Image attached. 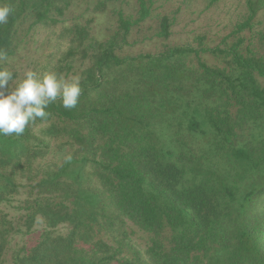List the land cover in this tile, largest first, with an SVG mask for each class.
I'll list each match as a JSON object with an SVG mask.
<instances>
[{
	"label": "trees",
	"instance_id": "16d2710c",
	"mask_svg": "<svg viewBox=\"0 0 264 264\" xmlns=\"http://www.w3.org/2000/svg\"><path fill=\"white\" fill-rule=\"evenodd\" d=\"M74 1L3 0L0 49L15 55ZM135 1L104 39L90 37L93 18L62 25L47 72L81 77L77 106L57 100L22 135L0 136V264L8 250L14 264H264V0H240L215 45L198 34L197 46L131 54L159 0ZM195 1L161 14L155 35L168 39Z\"/></svg>",
	"mask_w": 264,
	"mask_h": 264
},
{
	"label": "rangeland",
	"instance_id": "374dc122",
	"mask_svg": "<svg viewBox=\"0 0 264 264\" xmlns=\"http://www.w3.org/2000/svg\"><path fill=\"white\" fill-rule=\"evenodd\" d=\"M181 0L156 1L152 7L151 16L147 18L140 27L133 28L130 36V45L125 47L126 53L135 54L138 52H157L163 44L172 45L192 44L197 46L195 37L202 34L205 37L206 45H215L220 42L221 38L229 32L232 24V13L240 0H218L210 8H205L207 0H197L192 7L182 8L178 14L173 26L171 27L172 35L164 40L155 35L158 29L157 20L161 14L170 13V11L180 3ZM97 0H75L66 11L65 16L61 18L62 22L54 28L37 26L31 32L30 38L26 37L18 45L15 55L8 57L4 62L7 68L17 72L18 77L12 83H18L24 78V74L28 70L43 75L49 71L55 60L54 52L60 46L57 43L56 32L60 30L62 25H68L74 21L84 23L87 18H93L90 24V37L97 39L106 38L117 26L116 11H122L124 15L134 17L137 11V3L135 0H117L108 4V8L103 12H94L93 6ZM181 4V3H180ZM208 63H216L217 61L207 56ZM71 74V73H70ZM74 75V74H73ZM69 76H72L69 75ZM37 126L34 127V130ZM64 152H53L47 159H62ZM16 202L10 204L14 205ZM8 205L7 208L12 210ZM36 227L41 228V225ZM57 232L64 233L65 227L59 226ZM140 233H135L132 237L138 242L142 239L138 237ZM38 233L35 232L31 236L23 239L15 236L11 243V247L15 244L22 245L27 243L31 245L37 238ZM35 238V239H34ZM6 264H14L11 258V250L6 254Z\"/></svg>",
	"mask_w": 264,
	"mask_h": 264
},
{
	"label": "clouds",
	"instance_id": "9594fccd",
	"mask_svg": "<svg viewBox=\"0 0 264 264\" xmlns=\"http://www.w3.org/2000/svg\"><path fill=\"white\" fill-rule=\"evenodd\" d=\"M13 8L0 0V26L6 25ZM7 53L0 49V62L7 61ZM13 72L0 66V136L22 135L26 127L37 119L50 115L46 109L57 100L65 109L77 106L82 94L81 77L65 76L55 71L38 74L28 70L24 78L10 88ZM72 156L66 155L64 163Z\"/></svg>",
	"mask_w": 264,
	"mask_h": 264
}]
</instances>
